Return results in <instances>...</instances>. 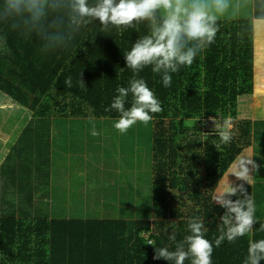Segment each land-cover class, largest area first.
<instances>
[{
	"label": "trees",
	"instance_id": "obj_1",
	"mask_svg": "<svg viewBox=\"0 0 264 264\" xmlns=\"http://www.w3.org/2000/svg\"><path fill=\"white\" fill-rule=\"evenodd\" d=\"M254 5L256 17L264 19V0H255ZM136 28L138 31L129 28L121 33L111 28L103 32L100 23L93 21L73 33L65 46L44 51V42L38 37H25L20 30H13L10 22L0 21V36H6L10 49V54L0 52V92L31 114L19 143L38 144L37 152L24 156V162L12 163L9 175L1 171L12 151L0 167V264H170L153 259L155 248L150 242L174 250L175 242L169 235L174 231L177 241L183 239L189 234L187 225L193 216L203 218L206 238L213 241L212 264H243L249 240L264 238L259 230L264 223V184L259 183L256 171L254 184L244 185L257 205L252 233L235 242L225 240L219 247L214 244L224 209L213 202V193L244 149L255 143L258 151L259 144L264 146V119L236 121L230 128L233 139L228 144L221 142L216 130L202 128L204 83L211 76L212 66L210 62L205 70L204 51L191 66L172 73L170 87L163 85L160 74L153 73L151 67L139 73L161 102L162 111L151 114L150 190L146 203L138 206L137 220L54 219L44 211L46 201L40 208L34 207L29 186L36 190V171L42 172L44 186L49 185L51 143L65 148L63 140L72 136L73 141L77 135L76 129L60 130L62 123L119 118L116 110L105 108L118 94L117 88L127 87L132 76L124 52L139 36L147 34V22ZM80 73L84 88L79 85ZM69 76L72 87L64 84ZM131 103L130 94L125 108ZM187 120H193V125ZM26 133L37 140L22 141ZM44 152L48 159L42 166ZM259 161L257 156L256 163ZM10 183L24 196L19 199V208L10 197L3 199L10 192ZM185 264H191L190 260Z\"/></svg>",
	"mask_w": 264,
	"mask_h": 264
},
{
	"label": "clouds",
	"instance_id": "obj_2",
	"mask_svg": "<svg viewBox=\"0 0 264 264\" xmlns=\"http://www.w3.org/2000/svg\"><path fill=\"white\" fill-rule=\"evenodd\" d=\"M232 9L238 11L231 0H3L0 4V21L8 23L13 30H20L25 37L35 36L43 41V50H56L73 38V33L98 21L103 32L111 28L121 30L129 28L138 31L136 26L146 21L147 34L139 36L129 51L124 52L126 66L132 76L128 86L117 88L110 107L119 113L114 127L120 133L138 121L147 124L154 113L162 111L161 102L148 87L147 81L139 75L146 67L160 74L165 87L172 83V73L183 66H191L196 57L215 42L219 31L220 16ZM0 52L10 54L6 36H0ZM64 84L72 87V78L66 77ZM79 85L84 88L82 74ZM131 106L125 108L129 95ZM93 136L99 133L93 127ZM222 143L233 139L230 129L220 128L216 133ZM256 171L259 165L250 157L241 159L236 177L248 181L247 177ZM233 197H236L233 199ZM215 201L224 209L219 217L218 235L214 244L219 247L225 240L235 242L253 231L257 223V205L244 184L231 187L216 196ZM189 234L177 241L173 231L169 239L175 242L174 250L168 247H156L153 259H164L170 264H212L213 241L206 238V227L200 216L188 221ZM259 230L264 232V223ZM264 260V238L249 240L247 256L243 264H260Z\"/></svg>",
	"mask_w": 264,
	"mask_h": 264
},
{
	"label": "rangeland",
	"instance_id": "obj_3",
	"mask_svg": "<svg viewBox=\"0 0 264 264\" xmlns=\"http://www.w3.org/2000/svg\"><path fill=\"white\" fill-rule=\"evenodd\" d=\"M247 4H250V0H244L242 5H236L238 11L235 14H233L232 9H229L228 12L220 16L219 20L230 21L228 22L230 26H236V20H251L253 11ZM227 25L224 26L227 28ZM256 36L259 64L264 59L263 25L258 24ZM225 38L227 37L224 36L222 39L221 35H217L215 38L216 47H222ZM228 44L229 47L234 48L233 39ZM221 54L223 57L225 52L222 51ZM214 78L213 76L205 79L204 83L207 87L205 93L207 90H211V92L204 94L205 101L204 107H202L204 112H202L201 122H199L202 124V128L205 130L230 129L240 119H264V92L254 90V94L247 98L250 91L245 88L240 89V85L235 83V79L231 83L228 82L229 85H227L223 84L222 81L218 82V79L213 82ZM240 94L245 95L243 99ZM245 99H250L249 101L252 103L243 104ZM9 100L6 95L0 92V128L3 130H24L25 125L30 121L31 114L17 108L11 100V104L8 106ZM214 101H218V104H215ZM117 120L118 118H88L73 124L69 121L62 123L64 127L60 130L76 129L77 135L74 138L75 141L71 143L72 136L63 140L66 142L65 150L54 144L52 153H50L52 154L53 166L56 169L54 171L55 177L51 179V187L53 186L54 189L51 197L45 198L43 196L45 188L42 179L43 174L36 171L35 174L38 178L34 182L36 188L34 207L40 208L42 202L46 201L45 208L43 207L44 211H47L49 216L54 219L122 218L124 220H137L138 206L146 203L150 190L152 122L150 120L144 124L138 121L126 133L122 134L114 127ZM187 124L193 125V120H187ZM93 127L99 135L93 136L91 134ZM55 128L59 130L58 127ZM30 135L31 133L24 134V137L21 138L22 141L37 140L36 137H29ZM57 143H61V141L58 140ZM37 145V143L27 146L24 143H14L13 145L10 143L7 148L10 150L9 153L12 151L11 157L2 169V174L9 175L12 163L22 162L24 156L36 153ZM252 146V148H246L237 157L235 163L219 181L216 192L222 193L228 190L232 184L248 183L234 174L238 171L239 162L245 157H250L256 162L257 156H259L260 161L257 163L259 168L256 171L260 176L258 178L260 179L259 183L261 184L262 181L264 184V174L262 173V168L264 169V146L259 144V151L256 149V143ZM9 153H3L4 161ZM42 157V166H44L43 163L48 159L47 153L44 152ZM34 161L35 158L31 162ZM77 165L78 167L72 175L68 167ZM247 166L250 168L247 185H252L256 181V171L251 172V165ZM114 182L117 186H121L119 192L114 189ZM128 190L130 191L128 192ZM9 191L3 199L10 197L12 203H16V208H19L17 207L19 199L24 196L19 193L16 185L13 187L11 183L9 184ZM218 193L216 195L213 193V202L219 195Z\"/></svg>",
	"mask_w": 264,
	"mask_h": 264
},
{
	"label": "crops",
	"instance_id": "obj_4",
	"mask_svg": "<svg viewBox=\"0 0 264 264\" xmlns=\"http://www.w3.org/2000/svg\"><path fill=\"white\" fill-rule=\"evenodd\" d=\"M231 2L235 7H238L236 5H242L244 3V0H231ZM254 3H255V0H250V4H247L249 5V8H251L253 11L252 12L253 18L251 20H243V19L236 20L235 22L236 26H230L228 24V22L230 21H220L219 20L218 21L219 31L217 32L216 36L221 35L222 39L224 38V36L227 37L223 40L224 45L218 48L216 47V44L214 42L204 50V64L206 65L205 70L207 68V65H210V62H211L212 66L210 70L212 69V71L210 72L209 70V73L211 74L210 78H212L213 76L215 77L213 82H216L218 79V82L222 81L223 84L229 85V83H231V81L235 79V83L237 85H240L239 86L240 89L245 88L250 91V94H248L249 97L247 96V98H250L254 94V90H259L260 92H264V59L262 60V62L258 64V55H257L258 49H257L256 42H255L256 37H257L256 29L258 27V24L263 25V29H264V19H259L256 17ZM259 21L261 23H258ZM224 25H227V28ZM232 39L234 40L233 49L229 47V44H228L229 42L232 41ZM222 51L225 52L223 57L221 54ZM263 58H264V54H263ZM244 96L241 95L242 99ZM245 100H246L245 102H242L245 105H249L252 103L249 101L250 99H245ZM8 102H9L8 106H10L11 104L10 100ZM30 119H31V115H30ZM57 132L58 134H61L59 130ZM57 132L54 135H52L53 140L55 139ZM22 134H23L22 129L21 130H12V129L3 130V128H0V167L2 163L4 162L3 153L4 154L9 153L10 150H8L7 148L9 144L12 143L13 145L14 143L15 144L19 143L20 137L22 136ZM73 141H70V143ZM54 144L55 143L53 142L51 143V153H52ZM64 144H65L64 142L60 143V145H64ZM62 148L64 149V147ZM50 157L51 159H49V165H48L49 185H47L44 188L45 191L43 193V196H45V198L49 196L51 197V193L54 191L53 186L51 187V179L55 177L54 171L56 169L54 168L53 163H52V154ZM75 169L76 168L70 167V169L68 170L71 172V170L75 171ZM71 174L74 175V172L73 173L71 172ZM253 180H254V177H253ZM29 187H30V191L28 192V194L30 195L33 194L35 196L36 195L35 189H33V186H29ZM120 187L116 185V182H114V189H116V191L119 192ZM129 191L130 190H128V192ZM214 193L216 195V193L218 192L214 191ZM214 202L218 204L215 200Z\"/></svg>",
	"mask_w": 264,
	"mask_h": 264
}]
</instances>
